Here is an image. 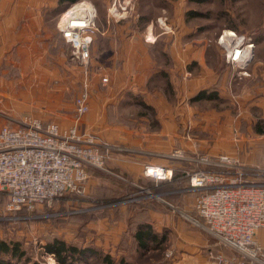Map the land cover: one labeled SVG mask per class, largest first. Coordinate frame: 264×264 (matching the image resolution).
<instances>
[{
    "label": "rangeland",
    "instance_id": "rangeland-1",
    "mask_svg": "<svg viewBox=\"0 0 264 264\" xmlns=\"http://www.w3.org/2000/svg\"><path fill=\"white\" fill-rule=\"evenodd\" d=\"M44 1L46 4L40 10L46 25L43 34L24 36L21 38V44H18L21 48L17 49L18 45H16L7 50V46L4 52H0V125H15L28 118H38L42 121H55L62 127L70 124L75 117L74 99L84 87L86 75L89 98L95 90V77L98 78L96 83L100 89L105 90L110 84L108 74H106L107 80L102 81V72L93 64L90 67L92 53L87 66L88 72L85 73L86 66L74 56L71 44L59 31L57 23L62 14L66 9L80 2L91 5L90 9L95 13L97 33L102 32L104 28L115 30L119 25H125L126 28L141 31L144 36L156 33L155 40L157 39L158 46L162 44L161 41L164 43L166 34L169 37L171 31H179L182 23L188 26L189 33L185 35L189 42L220 44L218 47L223 48L225 52L223 44H218L215 40H218L223 32L227 34L229 31H235L238 36L235 37V41L252 46L247 59L250 58V61L256 62L258 72L261 69L264 71V37L260 38L264 33V0H76L64 8H60L58 0ZM232 25H235L238 31L233 29ZM214 52L212 53L213 62L217 59V54ZM163 57L157 53L158 60H164ZM158 64L161 67L155 68L145 80L147 81L145 88L153 99L144 98L145 93L142 92L133 93L131 90L122 89L123 95L118 94L114 97L115 99L102 102L106 115L94 116L93 120H96L94 123L91 121L92 118L89 119L91 111L89 105L82 116L84 119L82 127L98 137L95 138L97 142L104 143L109 140L120 149L122 148L120 150L122 152H134L127 146L150 149L159 136L168 137V134L160 132V128L162 122L168 120L169 116L164 115L165 110L156 97L164 95L167 102L172 103L180 112L181 100L185 96L177 93L170 83L164 62ZM228 65L229 71L240 67L232 66L231 63ZM222 67L224 69L225 66ZM257 75L259 76V73ZM128 78L132 80L131 77ZM210 86L216 88L220 94L218 82L206 87L210 88ZM250 87L253 89V85ZM230 91L231 88H227L225 95L217 99L191 101V96L186 99L192 108L189 122L182 121L180 115L174 118L178 125L171 134L172 145L166 154L167 163L176 168L175 171L178 173L191 166L187 157L214 154L206 152L208 144L215 141L214 133L205 132V129L204 131H188L186 124L193 123V119L197 121L205 119L202 115H198L203 112L236 107L235 97L237 96L233 95V97ZM154 92L159 94H153ZM221 120L226 121L223 117ZM257 122L264 126V118L259 117ZM121 126H127L129 131L119 129ZM210 130L213 128L211 127ZM222 133L220 134L222 138L228 135L227 132L222 131ZM244 135L248 136L249 133L246 132ZM200 140V144H206V147L197 146ZM234 140L238 139L234 138ZM188 141L194 145L187 147ZM244 143L247 144L248 141ZM258 144H264V141H259ZM190 150L198 151L188 152ZM221 151L218 149L214 152L224 153ZM177 152H180L182 156H178ZM145 155L148 156L147 158L145 156V159H151V154ZM152 158L156 160L155 157L152 156ZM239 161L246 166L245 170L250 177L264 178V175H261L264 173L263 165L258 166L248 162L250 160ZM105 164L106 168L114 173L99 167H89V177L83 184V191H71L79 195L69 197L70 201L66 203L62 211L55 208L52 200L47 204H53L54 210L58 211L52 210L48 214L36 212L28 214L33 218L31 220H26L27 217H10L11 214L17 216L25 214L7 210V194L0 188V239L18 241L29 257L28 262L25 258L6 257L10 264H40L41 262L49 264L53 260V264H60L56 257L46 252L43 247L44 243L53 236H59L67 243L86 248V251L71 261V264H102L101 258L93 254L90 249L108 252L115 261H126L129 264H173L177 261L178 253L175 256L172 250L173 245L178 244L179 231L199 225L194 222V219L198 217L194 208L196 194L188 188L187 183H184L183 174H179L180 178L172 182L173 186L155 191L149 185L150 180L147 177L150 176L143 172L144 167H142V175L120 171L108 162L107 154ZM167 193L171 194V197H167ZM121 199L122 202L109 203ZM106 200L111 201L106 204ZM141 201L149 202L150 204L147 203V205H150V209L139 219L137 216L139 208L136 202ZM156 211L163 212L162 216L158 217L159 220L154 217ZM81 212L83 214L70 216V214ZM166 213L169 214V220ZM46 215L60 218H43ZM157 221L159 223H156ZM178 221L184 224V228L180 226L176 228L175 224ZM141 222H150L153 232L157 234L158 240L160 239L158 243L149 241L148 247L144 249H138L133 238V232L137 224ZM219 251L227 254L224 249L212 252L210 258L214 264H218L214 255ZM193 263L194 261H186L185 264Z\"/></svg>",
    "mask_w": 264,
    "mask_h": 264
},
{
    "label": "crops",
    "instance_id": "crops-1",
    "mask_svg": "<svg viewBox=\"0 0 264 264\" xmlns=\"http://www.w3.org/2000/svg\"><path fill=\"white\" fill-rule=\"evenodd\" d=\"M45 4L44 0H0L1 53L6 50L7 46V50H9L11 47L21 44V38L24 36L43 34L42 32L46 29V25L40 10ZM183 28L186 29L183 30ZM170 33L169 37L168 34L164 36V43L161 41L163 45L159 44L158 46L156 43L157 39L155 40L156 33L149 36L145 34L144 36L139 30L119 25L115 30L104 28L102 32L96 34L92 42L90 67H92V64L95 65L94 67L97 70L101 71L103 75L108 74L110 78V84L106 86L105 90L99 88L96 83L98 78H94L95 90L89 98L91 107L89 119L92 118L91 121L93 123L96 121L95 119L93 120L94 116L101 115L104 117L106 115L102 102L115 99L114 97L118 94L123 95L122 89L131 90L133 93L142 92L145 93L144 98L153 99L145 88L147 82L145 80L155 68L163 65V63L161 65L158 64L162 61L170 83L174 86L177 93L185 96L181 100L179 112L172 103L167 102V98L163 97L164 95L158 97L159 93L154 92L153 94L158 95L156 100L165 110L164 115L169 116L168 120L162 122L160 128V132L168 134V137L159 136L158 139H155L150 149L127 146L134 152H122L120 151L122 148L120 149L112 141H104L102 144L107 154L108 162L120 171L141 175L142 167L145 164H161L169 167L166 154H168L169 147L172 145L171 134L178 125L174 118L180 115L182 121H185V123L189 122L192 108L188 105L186 99L197 90L218 82L220 89L219 98L225 95L227 88H231L232 96H237L235 97L237 101L236 107L198 114L205 119L202 121L193 119L194 122L186 124V128L188 131H204L203 129H205V132L212 131L214 133L215 141L208 144V151H206L208 153L216 154L218 152L214 151L220 149L226 154L235 156L238 160H250L248 162L264 166V144H258L259 141H264L261 140L264 138V126L257 122L259 117L264 118V71L261 69L258 72L256 62L250 61V58L247 59L244 65L229 71L230 64L228 65V63L230 62L227 61L223 48L220 49L218 47L220 46L219 41L215 40L219 45L189 42L185 35L189 33L186 24L182 25L181 23L179 31H171ZM97 37L98 40H96ZM95 43H97L96 46ZM16 47L17 49L21 48L20 45ZM214 51L217 54V59L213 62L212 53ZM157 53L159 56L163 55L164 60H158ZM218 63L219 65H217ZM190 66L192 67L190 68ZM222 66H225L224 69H222ZM258 73L259 76L257 75ZM128 77H131L132 80H129L130 78ZM86 78L87 75L84 80ZM250 85H253V89H251ZM241 86L242 90H240ZM254 108L258 109V111H254ZM82 116L78 125L79 129L89 132L95 140L98 137L87 128L82 127V121L84 120ZM222 117L226 121L221 120ZM73 123L74 118L70 124H65L62 127H67ZM211 127L214 131L210 130ZM119 129L125 132L129 131L127 126H121ZM222 131L228 134L224 138L220 135L223 134ZM246 132L249 133L248 136L244 135ZM239 133L240 135H238ZM234 138L238 140H234ZM244 141H248V143L246 144ZM200 143L201 140L197 144L198 147H206V144ZM193 145L188 141L187 147H192ZM196 151L190 150L188 152ZM141 154L142 157H140ZM145 154H151L156 160L152 156L150 160L145 159V156L146 158L148 157ZM162 214L163 212L156 211L154 217L159 220L158 217H161ZM197 216L194 222L199 224L198 221L200 220L199 222L202 224L194 226V228L186 229L180 221L175 224L176 228L180 226L184 230L179 231L178 244L175 243L173 245L174 249H171L172 252L174 251L175 256L178 253L177 261H174L173 264H185L186 261H194L193 264H214L210 254L215 250L224 249L227 254H233L231 249L220 244L216 237L208 232L203 224V218L198 214ZM156 223L159 222L157 221ZM255 235L258 242L264 246V226L259 227Z\"/></svg>",
    "mask_w": 264,
    "mask_h": 264
},
{
    "label": "built area",
    "instance_id": "built-area-1",
    "mask_svg": "<svg viewBox=\"0 0 264 264\" xmlns=\"http://www.w3.org/2000/svg\"><path fill=\"white\" fill-rule=\"evenodd\" d=\"M82 3L66 9L57 25L71 44L74 56L86 66L87 73L97 26L94 11ZM235 37H238L235 31L233 35L223 32L218 41L224 46L227 61L242 66L251 46L245 48L246 45L239 44ZM101 80L106 81L107 76L103 75ZM88 107L89 88L84 80V87L74 99L72 125L62 128L55 121L38 118H28L15 125H0V188L7 194L8 211L15 212L22 207L32 210L67 191H83L91 166L114 173L106 168L103 144L78 127ZM177 155L182 156L180 152ZM187 158L191 166L183 171L188 177V188L196 192V213L203 218L208 232L234 251L230 255L219 251L214 255L215 261L218 264H264V246L255 235L264 225V178L250 177L246 166L230 154H201ZM143 169L147 176L171 179L174 168L145 164ZM119 202L122 199L109 203ZM30 216L10 215L11 218Z\"/></svg>",
    "mask_w": 264,
    "mask_h": 264
},
{
    "label": "trees",
    "instance_id": "trees-1",
    "mask_svg": "<svg viewBox=\"0 0 264 264\" xmlns=\"http://www.w3.org/2000/svg\"><path fill=\"white\" fill-rule=\"evenodd\" d=\"M76 0H58V5L60 8L66 7L68 4L75 2ZM233 29L238 31V28L235 25H232ZM264 37V33L261 34L260 38ZM214 89V90H213ZM219 98V93L217 92V89L210 86L208 87H203L199 89L197 92H195L191 97V101L195 100H201V99H217ZM174 168V167H173ZM176 168L173 169L172 172V177L171 179L167 180L166 179H156L154 177H147L150 181V186L155 190H163L166 189V187H171L173 186L174 183H172L174 180H177L180 178V175L183 174L185 177L183 179L184 183L187 185L189 184L188 177L184 175V171L178 173L175 171ZM180 174V175H179ZM196 194V192H195ZM76 192H65L62 194L59 198L53 199V204L56 206L55 208L58 209L59 211H62V209L65 208L66 203L70 201L69 197H76ZM79 195V194H78ZM77 195V196H78ZM167 197H171V194L167 193ZM113 200V199H112ZM111 200H106L105 203L109 202ZM150 204L149 202L146 201H141V202H136V205L138 206V213L137 216L139 219H141L147 212L148 209H150ZM48 205L47 203H42L40 205H43L41 207L36 206L34 209L29 210L26 209V207H22L20 210L15 211L14 213L18 212L19 214H32V213H49L52 210H54V206ZM118 206V205H117ZM54 210V211H58ZM83 214L81 213H74L70 214V216H77ZM69 216V215H68ZM50 217H56L60 218L57 216H44L43 218H50ZM26 220H31L33 219L32 217H27L25 218ZM133 238L135 239V243L138 247V249H144L148 247L149 241H156L158 243V237L155 232H153V229L151 228L150 222H141L137 224V227L135 231L133 232ZM158 245V244H157ZM44 249L46 252L53 253L54 256L56 257L57 261L60 264H71V261H74L77 257L82 255L84 251H86L85 247H79L70 243H67L63 238L59 236H53L51 239L47 240L44 245ZM90 251L93 254H96L101 258V263L102 264H129V262H121L115 261V259L108 253H104L101 250H95V249H90ZM6 257H13L17 259H23L25 258L28 262V254L26 255V251L22 248L21 244L18 241H8L5 239H0V264H10L8 260H6Z\"/></svg>",
    "mask_w": 264,
    "mask_h": 264
},
{
    "label": "bare ground",
    "instance_id": "bare-ground-1",
    "mask_svg": "<svg viewBox=\"0 0 264 264\" xmlns=\"http://www.w3.org/2000/svg\"><path fill=\"white\" fill-rule=\"evenodd\" d=\"M82 4H85V3H82ZM87 6L89 7V8H91V5L89 4V3H87ZM227 34H229V35H233V32H227ZM250 43V42H249ZM240 44V43H239ZM240 46V45H239ZM248 46H251V44H249V45H247V46H245V48H248ZM251 48H252V46H251Z\"/></svg>",
    "mask_w": 264,
    "mask_h": 264
}]
</instances>
